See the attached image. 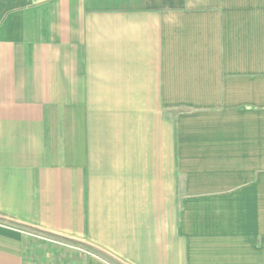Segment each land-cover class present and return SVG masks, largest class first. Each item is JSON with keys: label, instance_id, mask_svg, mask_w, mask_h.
Listing matches in <instances>:
<instances>
[{"label": "crops", "instance_id": "1", "mask_svg": "<svg viewBox=\"0 0 264 264\" xmlns=\"http://www.w3.org/2000/svg\"><path fill=\"white\" fill-rule=\"evenodd\" d=\"M96 250L264 264V0H0V264Z\"/></svg>", "mask_w": 264, "mask_h": 264}, {"label": "rangeland", "instance_id": "2", "mask_svg": "<svg viewBox=\"0 0 264 264\" xmlns=\"http://www.w3.org/2000/svg\"><path fill=\"white\" fill-rule=\"evenodd\" d=\"M28 232L30 234V240L36 241V246L41 247L44 249V251L49 247L64 249L68 253L65 255L67 257L70 254H79L90 251V247L88 245L76 242L74 240L56 237L51 234L43 233L41 231H34L31 229ZM35 261L38 262V259Z\"/></svg>", "mask_w": 264, "mask_h": 264}, {"label": "trees", "instance_id": "3", "mask_svg": "<svg viewBox=\"0 0 264 264\" xmlns=\"http://www.w3.org/2000/svg\"><path fill=\"white\" fill-rule=\"evenodd\" d=\"M18 226H20V227H23L22 225H18ZM24 228V227H23ZM96 251H98V250H96ZM96 253V252H95ZM98 256H100V257H103L104 259H109L111 262H113L114 264H119V263H117V261L115 260V259H113L111 256H109L108 254H106V253H103V252H101V251H98L97 253H96Z\"/></svg>", "mask_w": 264, "mask_h": 264}]
</instances>
